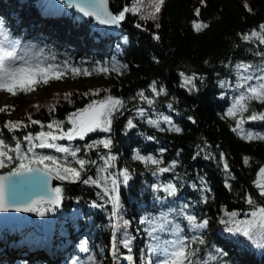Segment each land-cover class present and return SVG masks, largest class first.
I'll list each match as a JSON object with an SVG mask.
<instances>
[{
    "label": "trees",
    "instance_id": "trees-1",
    "mask_svg": "<svg viewBox=\"0 0 264 264\" xmlns=\"http://www.w3.org/2000/svg\"><path fill=\"white\" fill-rule=\"evenodd\" d=\"M54 2L56 0H0V16H5L7 26L15 34H26L25 40H33L40 46L42 42H47L51 47L45 52L51 55V52L55 51L60 57L59 61L49 59V62L62 64L65 59L63 53L67 51L70 62L80 64L83 59L87 69L92 72L96 73L97 70L92 67L93 60H102L104 66L107 65L106 68L109 69L107 73L103 72L96 78L94 74L92 76L98 88L104 90L98 95L94 92L75 90L70 93V97L69 94L61 95L51 103L40 104L33 108L23 120L28 122V127L16 129L15 132V135L21 138L22 146L26 147L27 144L22 139L23 135L29 131L35 133L42 130L40 125L31 123V120L42 121L44 131H54V126L49 127L52 120L63 119L68 126L66 120L68 113L74 112L78 107H85L91 99L103 98L108 94V89H111L113 95L127 99L141 88L151 94L148 85L156 79L166 84L168 88L167 96L162 94L157 98L158 111L174 115L176 122L180 123L184 131L182 133L169 131L167 125L157 129L154 125L147 124L146 120L140 121L137 118L138 128L125 134L122 131L125 118L119 117L114 121L112 152L119 154L114 163L117 167L127 165L136 171L133 181H130L128 186L120 187L122 203L128 212L126 218H131L130 231L136 234L137 227L147 228V225L138 222L141 215L140 204L147 203L149 210H152L150 185L156 182V177L146 170L144 163L134 159L135 148L138 146L141 147L142 153L151 151L153 154H158L159 147H165L167 151L163 154L162 166L166 167L172 159L180 160V166L175 173L161 174L163 180L179 175L185 177L190 184L192 180H198L199 176H206L212 191L208 193L210 197L208 202H202L198 211L214 219L218 214L223 213L225 206L229 210H249L245 199V194L248 192L252 193L258 204L264 205V196L259 195L257 187L258 184H264V176L259 174V168L264 166V140L248 141L232 130L236 121L231 117L225 118L222 114L227 101L217 96L220 88L215 76L216 72H220L222 76L231 74L230 69L220 65L221 60L244 58L259 61L260 58L255 53L246 52L248 47L255 49L256 44L243 42L239 33L258 28L259 24L264 22V0H165L160 12L155 13L157 16L155 21L151 19L155 0H110L113 10L119 9L126 2L129 6L138 4L140 9L137 13L126 14L125 21L116 28H105L66 5L62 6V10L53 11L49 5ZM246 2L253 9L252 12L246 8ZM138 20L144 24L143 28L137 27ZM156 23L160 24L159 28L155 27ZM153 32L159 33L161 37L159 41L153 38ZM122 36L128 37L125 43L118 41ZM117 41L121 52L114 55V44ZM237 44L240 45L239 50L235 49ZM256 50L264 52V45ZM154 56L159 57V62L153 59ZM117 61L128 63L129 69L119 68ZM180 70L206 73L208 75L206 85H201L198 93L189 94L180 86L181 77L178 75ZM81 72H84L83 68ZM172 96L177 97L174 108L181 113L178 117L166 107ZM73 100L74 104L71 102ZM132 103L140 104L139 100ZM140 106L151 107L146 104ZM252 108L258 112L261 111L262 106L252 105ZM130 114L129 112L125 115ZM189 115L197 118L196 124L187 119ZM7 121L5 115L0 112V128L4 129L3 138L6 144L14 148L13 134L5 127ZM145 133L154 135L158 139L145 140ZM105 134L98 130L89 137L94 139L98 135ZM203 138L213 142L210 151L216 152L214 159H206L203 156L193 159L196 145H202ZM72 143L82 145L83 140L77 138ZM216 144L220 145V149L215 147ZM221 150L229 160L232 175H228L223 169ZM5 151L11 154L9 149L6 148ZM107 151L102 146L99 150V152ZM99 152L93 149L90 155L93 159H97V164L102 165V161L98 159ZM245 155L250 157L248 164L243 163ZM112 163L109 161V164ZM5 170H8L7 166L5 169H0V172ZM111 171H114V168H110L108 173L101 174L98 173L96 166H92L88 174L101 179V183H104L103 176L110 174ZM226 183L231 185V189ZM188 184L182 188L180 196L185 200L200 199V192L191 189ZM61 186L65 188V199L58 212L49 211L45 216H40L38 213L22 215L29 221L28 228L34 229V234L23 238V231L27 228L22 226L13 229L9 239L10 250L13 252L11 264H20L21 258L29 261V264H65V259L78 248L79 240L85 237L95 250L97 258L102 259L103 264H115L111 256L112 230L108 227L110 223H114V220L107 219V210H111V205L107 206V210L92 209L89 206L92 199H96L98 203L103 202L97 195L103 189L99 185H85L82 182H63ZM76 207L81 208L82 214L77 218V223L66 222L65 227L68 231L66 240L56 246L53 244L56 240L51 238L49 233L56 218L61 214L71 215ZM88 216L93 218L92 221L85 219ZM6 231L3 230L0 234L3 236ZM222 235L219 238L221 241L225 240V235H228L226 230ZM207 239L215 241L217 246L222 244L212 233ZM243 239L245 238L240 236L225 243L231 264H264V250L254 245L241 248L238 241ZM145 244L146 239L136 234L132 264H144ZM121 251L127 252L123 248ZM121 264L128 262L122 261Z\"/></svg>",
    "mask_w": 264,
    "mask_h": 264
},
{
    "label": "snow or ice",
    "instance_id": "snow-or-ice-1",
    "mask_svg": "<svg viewBox=\"0 0 264 264\" xmlns=\"http://www.w3.org/2000/svg\"><path fill=\"white\" fill-rule=\"evenodd\" d=\"M165 0H155L154 14L151 16L153 21L157 20L155 13H159ZM66 5L68 8H76L89 17H95L101 25L119 26L126 19V14L139 12V5L124 3L119 9L113 10L110 6V0H56L49 8L55 11ZM246 8L249 12L253 9L246 2ZM47 14V10H46ZM137 27L143 28L144 24L139 20ZM160 27L159 23L155 24ZM26 34H15L3 16H0V88H6L9 92H14L17 86L27 89L29 85H34L38 79L43 77L45 81L49 78L50 69H60L54 72L56 78H60L61 71L80 72L83 68L87 70L85 61L81 59L80 64L70 62L69 53L65 51L61 63H52L44 67H34L30 53L39 47L43 53L51 46L47 42H42V46L25 40ZM157 41L161 39L158 32L152 33ZM243 42L256 44V48H246L247 53H255L259 56V61H250L244 58L221 60L220 65L230 69L229 76H222L216 72L217 84L220 88L217 96L225 99L222 114L225 118L231 117L236 123L232 130L238 132L245 140L251 141L254 137L264 140V132L247 131L242 129L245 121L244 112L252 108V102L258 101L264 103V52L257 51L261 45H264V22H261L258 28L251 31L239 33ZM123 39L126 41L127 36ZM258 41V42H257ZM239 50L240 45H235ZM234 55V53H233ZM50 59L59 61L55 51L51 52ZM153 59L159 62V57ZM119 68L129 69V64L123 61H117ZM208 63V61H205ZM92 67L99 71L107 73L102 60L92 61ZM119 68L117 69L119 71ZM178 75L181 77L180 86L189 94L200 91L201 85H206L208 75L196 71L187 72L180 70ZM199 82V83H198ZM148 88L139 89L135 95L127 99L122 96L113 95L111 89L107 90V95L101 99H91L85 107H78L74 112L66 116L68 126L63 119L51 121L49 127L55 130L44 131V123L40 120H31V123L40 125V131L35 133L29 131L23 135V141L27 142L26 147L22 146L21 138L15 135L16 129L27 128L28 122L23 120H8L5 127L10 130L15 140L14 148L6 144L3 138V128H0V169L5 170L0 174V211L9 212L15 210L23 213H38L45 216L46 212L56 213L62 206L65 199V188L63 186H53L52 180L59 179L62 182H82L85 185H99L103 191L98 192L102 203L96 199L90 201L92 209H106L111 205V210H107V219L113 221L108 227L112 230L111 236V256L115 264H121L122 261L132 264L134 261V241L136 234L146 239L144 264H231L227 255V245H216L215 241H209L207 236L211 233L212 226L217 223L218 230L225 235V241L234 240L242 236L243 240L238 241L241 248L255 246L264 250V205L257 203L251 192L245 194V199L249 210H229L224 207L223 213L213 218L208 214L198 211L199 205L207 203L208 193L212 191L209 187L206 176H199L198 180H192L190 184L179 175H174L168 180L161 179V174L166 172L175 173L180 160L172 159L165 167L163 154L167 151L165 147L158 148V154L151 151L142 153L141 147H136L134 159L144 163L147 171L156 177V182L150 185L152 189V210H149L147 203H141V215L139 223L147 225V228L137 227L135 233L130 231L131 218L128 217L126 206L122 203L120 187L128 186L130 181L136 175V171L125 165L117 167L119 154L113 153L114 147V128L113 124L119 117L125 118L122 131L127 134L130 130L138 128L137 118L140 121H147V124L154 125L161 129L162 125H167V130L182 133L184 128L176 122L174 115L163 114L158 111L157 98L162 94L168 95V88L163 82L153 79ZM103 89H94L95 94H99ZM89 95V93H84ZM71 94L69 93V97ZM230 97V100L228 99ZM139 100L140 104L132 102ZM176 96H172L171 101L167 102V109L180 116L181 113L174 108ZM73 104L75 101H71ZM146 104L149 107L140 106ZM131 105V107H130ZM130 115H125L126 113ZM152 113H155L153 115ZM193 124L197 123L194 115L187 117ZM248 121H264V113H258L252 108V114L246 117ZM98 130L106 133L98 135L96 138H90L89 134H95ZM77 138L83 140L81 144L60 143L66 139L69 142L76 141ZM144 139L156 141L158 138L154 135L144 134ZM101 146L107 149V152H99ZM213 142L203 138V144H197L193 154V159L203 156L206 159H214L216 152L210 151ZM215 147L220 149V145ZM9 149L11 154L5 149ZM38 149H51L54 151H38ZM83 149V154L82 153ZM93 149L99 152L98 159L102 165L97 164V159L91 157ZM182 151V150H181ZM71 157V159H70ZM220 157L223 159V169L228 175H232L229 160L226 154L221 150ZM250 157L245 155L243 163L248 164ZM109 161L113 162L109 164ZM96 166L98 173H108L110 168H114L110 174L101 179L94 178L88 173L91 167ZM155 166V167H153ZM259 174L264 176V166L259 168ZM188 184L191 189L200 192V199L188 198L185 200L180 196L182 188ZM231 189V185L226 183ZM259 195L264 196V184H258ZM36 189H44L51 193L46 197L30 198L31 193ZM239 195V193L237 194ZM76 199H81L76 197ZM46 205V207H45ZM75 215V214H74ZM243 216V218H242ZM92 221V217H85ZM73 223H77L74 219ZM104 227V225H98ZM79 246L70 256L65 259V264H103L102 259H98L95 250L90 245L87 237L79 240ZM121 248L127 252H122ZM20 264H29V261L22 259Z\"/></svg>",
    "mask_w": 264,
    "mask_h": 264
},
{
    "label": "rangeland",
    "instance_id": "rangeland-1",
    "mask_svg": "<svg viewBox=\"0 0 264 264\" xmlns=\"http://www.w3.org/2000/svg\"><path fill=\"white\" fill-rule=\"evenodd\" d=\"M3 17L5 18V16ZM118 41L125 43L127 40L125 41L122 36ZM118 41L114 44V55H117L121 52ZM29 55L33 60L32 66L34 67H44L53 63L51 61L49 62L50 55H48L45 51L41 53L39 51V48L33 50V53H30ZM106 69L108 70L109 68ZM57 70L60 69H50L49 78L46 81L43 77H41L34 85H29L27 89L21 86H17L14 92H9L6 88H0V112L5 115L7 120H24L33 108L39 106L40 104L51 103L53 102V100H57L61 95L72 93L75 90H81L82 92H93L94 89H99L98 84L94 80L97 76L103 73L99 71V69L96 70V73L88 69L84 70V72L80 71L76 73L71 72V70L67 72L61 71L60 78L55 77L54 72ZM93 74L95 75V78L92 77ZM252 105L262 106L261 111H258V113H264V103L253 101ZM250 114H252L251 108L243 113V115L245 116V121L242 124V129L245 132H264V121H248L246 117ZM253 139L259 138L254 137ZM59 142L72 144V142H69L66 139ZM48 150L50 152L54 151L51 149H38V151ZM81 214V208L76 207L71 215L66 216L65 214H61L56 218L54 226L49 232L50 237L56 240L55 242H53V244L59 246L66 240V236L68 233L65 227L66 222L70 221L71 223H73V220H77V218ZM28 227L29 226H27V229L23 231V238H28L29 234L35 233L34 229ZM211 233L217 239L223 236L222 233L218 230V226L216 223L213 224ZM12 234L13 229L7 230L5 233H3V236L0 234V264H11L13 260V252L10 250L9 245V239ZM219 241L222 244L226 243L225 240L221 241L219 239ZM22 257H24V255Z\"/></svg>",
    "mask_w": 264,
    "mask_h": 264
},
{
    "label": "water",
    "instance_id": "water-1",
    "mask_svg": "<svg viewBox=\"0 0 264 264\" xmlns=\"http://www.w3.org/2000/svg\"><path fill=\"white\" fill-rule=\"evenodd\" d=\"M110 6H111V2H110ZM73 9L76 10L77 12L81 13L86 18L96 21L94 16L89 17L85 13L81 12L79 9H76L74 7H73ZM96 22L99 23L98 21H96ZM102 26H104L105 28H116V27H118V26H112V25H102ZM2 173L3 172H0V174H2ZM61 184H63V182L60 181L59 179L54 178L52 180V185L54 187L55 186H61ZM48 195H51V193L48 192L47 190L36 189L31 193L30 198L46 197ZM28 214H30V213L17 212L15 210H11L9 212L0 211V231L9 230V229L19 227V226H27L29 224V222L26 219H24L22 217V215H28Z\"/></svg>",
    "mask_w": 264,
    "mask_h": 264
}]
</instances>
